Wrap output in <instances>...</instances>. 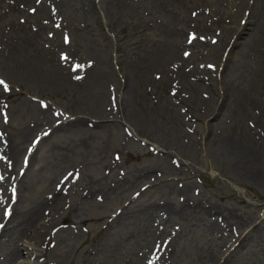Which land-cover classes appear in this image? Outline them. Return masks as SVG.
Returning a JSON list of instances; mask_svg holds the SVG:
<instances>
[{
	"label": "rangeland",
	"instance_id": "1",
	"mask_svg": "<svg viewBox=\"0 0 264 264\" xmlns=\"http://www.w3.org/2000/svg\"><path fill=\"white\" fill-rule=\"evenodd\" d=\"M51 1L0 0V201L63 194L68 264H264L263 0Z\"/></svg>",
	"mask_w": 264,
	"mask_h": 264
},
{
	"label": "bare ground",
	"instance_id": "2",
	"mask_svg": "<svg viewBox=\"0 0 264 264\" xmlns=\"http://www.w3.org/2000/svg\"><path fill=\"white\" fill-rule=\"evenodd\" d=\"M49 1L52 2L51 0H47V1H43V3H42L40 0V2L42 4H39V5H44V7L42 8V11H44V13L51 12V10L48 7ZM180 1H182V3H184V4H189L190 2H195L196 5H208V6L211 3L214 6H218L220 4L219 3L220 0H211L210 4H209V2H206L205 0H180ZM263 4H264V0H263ZM261 7H262V9H260V7L258 10L253 9L254 15H252L250 13L249 16H247L246 20L242 24L245 27L244 29L249 28L248 37L255 35L257 33V31L262 32L264 30V29L262 30V28H264V6L262 5ZM241 27L242 26L240 25L239 29ZM241 32L242 31H240L238 34H240ZM167 54H168V56H170L171 52L168 51ZM15 148L16 147L12 146L11 144L4 147L5 152L8 154V159H10V157H13L14 152H15ZM229 150L236 151V152H232L231 154L238 153L236 146H233V147L231 146ZM5 156H7V155H5ZM62 197H63V194H61V193L58 194L56 199L54 200V202L51 203L50 205H48V207L45 206L46 204H44V202L36 203V204L32 205L30 208H28V210L25 211L24 213H18V210H17L18 208L9 207L7 205L5 199H2L0 201V221H2L3 219L6 218L8 222H12V221H15L16 219H18L19 214H22L23 218H21V220H20L21 224L26 225L29 228V234L27 236L28 245L21 247L20 245L17 244L16 248L8 253V255L10 257L3 260L5 262V264L9 263V262H10L9 264H34V263L38 262L40 257L45 258V264H53V263H55V264H66L67 263L68 264V262L71 263L72 259H74L73 258V251L76 249L73 247L72 248L68 247L69 249H67V247L63 248V246H62V249L57 248V250L53 254L46 255V251H47V248L49 246L48 241H51L50 240L51 231H50L49 227L50 226L52 227L53 225L55 227V224H53L54 213H55V211H57ZM47 199H49V198H47ZM48 201H46V202H48ZM61 203H63V202H61ZM43 207H45V208H43ZM44 209H46V211ZM57 213H58V211H57ZM71 214H73V213H71ZM69 216L71 217L72 215H69ZM6 231H8V230H6ZM6 231H4V232L0 231V235L4 236L5 234H7ZM61 243H63V242H61ZM70 247H71V244H70ZM18 255L22 256V260L19 263H17V260H15V258H17ZM79 255H80V253H79ZM170 255L171 254H169V256ZM80 257H81V255H80ZM90 257H91V255H90ZM93 257L96 258L95 256H93ZM92 258H90V260ZM7 259H8V261H7ZM78 263H79V261H78Z\"/></svg>",
	"mask_w": 264,
	"mask_h": 264
},
{
	"label": "snow or ice",
	"instance_id": "3",
	"mask_svg": "<svg viewBox=\"0 0 264 264\" xmlns=\"http://www.w3.org/2000/svg\"><path fill=\"white\" fill-rule=\"evenodd\" d=\"M34 11V10H33ZM194 38V37H193ZM66 42H67V40H66ZM62 59H67V57H62ZM80 77H77V79H79ZM0 85H2L3 86V90L4 91H9L10 90V88H9V86L6 84V82L5 81H3L2 79H0Z\"/></svg>",
	"mask_w": 264,
	"mask_h": 264
}]
</instances>
